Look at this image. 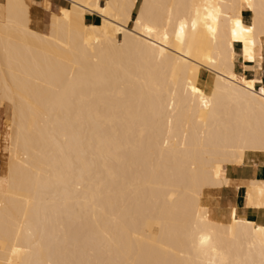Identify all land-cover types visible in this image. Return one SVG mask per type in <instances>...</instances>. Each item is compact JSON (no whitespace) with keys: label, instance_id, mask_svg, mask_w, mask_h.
I'll return each mask as SVG.
<instances>
[{"label":"bare ground","instance_id":"obj_1","mask_svg":"<svg viewBox=\"0 0 264 264\" xmlns=\"http://www.w3.org/2000/svg\"><path fill=\"white\" fill-rule=\"evenodd\" d=\"M68 1L0 19V264H264V223L205 201L264 153V0Z\"/></svg>","mask_w":264,"mask_h":264},{"label":"crops","instance_id":"obj_2","mask_svg":"<svg viewBox=\"0 0 264 264\" xmlns=\"http://www.w3.org/2000/svg\"><path fill=\"white\" fill-rule=\"evenodd\" d=\"M25 2L29 6L31 24L34 25L33 29L37 31L43 30L46 23H49V19H51L53 14H58L62 8L69 7L68 0H25ZM6 4L7 0H0V19H2L4 15ZM46 6L47 9H52L58 13L51 12L50 15L49 10L45 8ZM86 20H88L87 22L90 24H99L101 22V18L98 15L88 16ZM241 71H243V67ZM248 76L255 77L256 75L254 73H248ZM258 76L263 78L262 80L264 84V61L263 70ZM6 107L10 108L7 104H0V188L2 181L5 178L8 158V146L5 143L3 135V129L7 126L8 121V116L5 112ZM227 178L230 180L229 185L208 191L205 201L212 212L214 213L215 211L214 214L217 217L221 219L223 218L222 220L227 222L229 220L231 210L236 209L238 217H243L247 220L250 219V221L260 224L264 223V209L260 210L249 208L245 205L247 182L253 179L264 180V153H249L246 155L244 165L229 166L227 168Z\"/></svg>","mask_w":264,"mask_h":264},{"label":"rangeland","instance_id":"obj_3","mask_svg":"<svg viewBox=\"0 0 264 264\" xmlns=\"http://www.w3.org/2000/svg\"><path fill=\"white\" fill-rule=\"evenodd\" d=\"M68 5H70V4H68ZM46 9H47V6L45 7ZM47 10H49V9H47ZM49 14L51 15V12H55V13H58L57 11H54V10H49ZM88 16H91L90 14H88ZM87 16V17H88ZM246 19H247V21H249V16L248 15H246ZM50 20V19H49ZM250 22V21H249ZM31 26H32V28H34V25L33 24H31ZM47 26H48V23H46V25H45V27L43 28V30L42 31H44V32H48V28H47ZM242 60L241 59H239L238 61H237V70H238V72H241V69H242ZM240 70V71H239ZM261 72H259L258 73V75L260 74ZM260 77V76H259ZM0 103H1V105L3 104L1 101H0ZM5 112H6V115L8 116V121H7V124L10 122V108H5ZM4 138H5V136H4ZM5 143H6V145L8 146V140H7V138H5ZM207 194H208V192L206 193V196H207ZM206 196H205V198H206Z\"/></svg>","mask_w":264,"mask_h":264},{"label":"snow or ice","instance_id":"obj_4","mask_svg":"<svg viewBox=\"0 0 264 264\" xmlns=\"http://www.w3.org/2000/svg\"><path fill=\"white\" fill-rule=\"evenodd\" d=\"M237 26H239V22L237 21ZM248 31H251V29H248ZM194 91H195V89H194Z\"/></svg>","mask_w":264,"mask_h":264}]
</instances>
